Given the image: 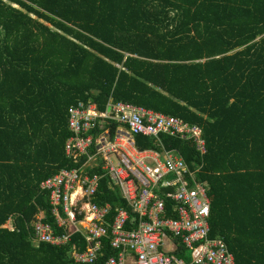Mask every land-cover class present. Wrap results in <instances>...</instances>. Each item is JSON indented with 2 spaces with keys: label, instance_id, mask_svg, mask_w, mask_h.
<instances>
[{
  "label": "trees",
  "instance_id": "1",
  "mask_svg": "<svg viewBox=\"0 0 264 264\" xmlns=\"http://www.w3.org/2000/svg\"><path fill=\"white\" fill-rule=\"evenodd\" d=\"M88 101L203 128L204 157L165 134L135 141L204 164L210 236L237 264H264V0H0V264H73L81 236L35 248L31 224L40 213L54 224L41 183L76 166L69 112ZM97 203L130 211L108 177ZM104 253L117 255L108 242Z\"/></svg>",
  "mask_w": 264,
  "mask_h": 264
},
{
  "label": "built area",
  "instance_id": "2",
  "mask_svg": "<svg viewBox=\"0 0 264 264\" xmlns=\"http://www.w3.org/2000/svg\"><path fill=\"white\" fill-rule=\"evenodd\" d=\"M68 127L65 152L76 166L41 183L54 224L44 213L36 217L33 247L65 248L81 236L68 254L73 264H237L224 239L210 236L211 200L198 179L204 164L192 170L177 149L160 143L159 150H140L135 141L143 135L159 142L165 134L192 141L204 157L203 128L126 103L111 102L100 112L92 101L70 110ZM103 177L120 189L130 211L97 203ZM107 242L117 255L105 259Z\"/></svg>",
  "mask_w": 264,
  "mask_h": 264
},
{
  "label": "crops",
  "instance_id": "3",
  "mask_svg": "<svg viewBox=\"0 0 264 264\" xmlns=\"http://www.w3.org/2000/svg\"><path fill=\"white\" fill-rule=\"evenodd\" d=\"M68 141V140H67ZM67 143V142H66ZM65 146H66V144H65ZM156 150H159V149H156ZM66 153V152H65ZM110 187L111 188H113V189H119L118 187L117 188H114L112 185H111V183H110ZM119 193H120V196H121V198L123 199V196H122V194H121V191H120V189H119ZM100 197V196H99ZM99 199V198H98ZM110 205V204H109ZM111 206V205H110ZM118 209H120V208H118Z\"/></svg>",
  "mask_w": 264,
  "mask_h": 264
},
{
  "label": "rangeland",
  "instance_id": "4",
  "mask_svg": "<svg viewBox=\"0 0 264 264\" xmlns=\"http://www.w3.org/2000/svg\"><path fill=\"white\" fill-rule=\"evenodd\" d=\"M5 228H7V229H12V223H8V224L5 226Z\"/></svg>",
  "mask_w": 264,
  "mask_h": 264
}]
</instances>
